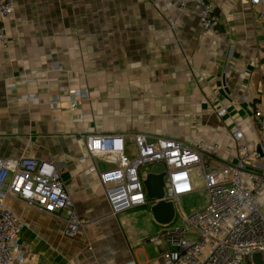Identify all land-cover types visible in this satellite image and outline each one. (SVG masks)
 I'll return each mask as SVG.
<instances>
[{"label":"crops","instance_id":"1","mask_svg":"<svg viewBox=\"0 0 264 264\" xmlns=\"http://www.w3.org/2000/svg\"><path fill=\"white\" fill-rule=\"evenodd\" d=\"M15 1L9 48L0 42V157L53 162L82 222L68 239L65 213L7 199L27 224L29 263L164 264L168 246L151 242L166 226L154 218V200L113 215L99 174L116 163L92 158L86 140L122 135L132 156L136 134L173 137L202 145L207 164L225 165L241 154L233 137L240 130L262 150L254 103L264 89V26L256 10L249 0H208L221 18L208 34L197 1Z\"/></svg>","mask_w":264,"mask_h":264},{"label":"built area","instance_id":"2","mask_svg":"<svg viewBox=\"0 0 264 264\" xmlns=\"http://www.w3.org/2000/svg\"><path fill=\"white\" fill-rule=\"evenodd\" d=\"M194 1L201 5L200 22L205 33H218L221 18L207 4L208 0H166V3L168 8H185ZM249 2L264 26V0ZM15 9V0H0V42L7 49L10 41L6 20ZM25 97L38 99L34 94ZM226 113L227 109H222L219 115ZM254 118L264 133V89L254 103ZM233 137L242 143L241 154L235 163L225 165L207 164L202 145L167 136L151 141L145 134H136L132 156L126 155L122 135H91L86 147L92 158L116 163L113 169L99 174L113 215L147 205L146 172L151 171L152 165L162 166L166 173L165 198L174 202L176 211L173 222L151 239L156 245L168 246L163 254L164 264H254V254H261L264 260V172L258 170L264 155L257 152L255 145L243 142L240 130ZM197 167L202 170L208 203L201 210L186 214L179 199L194 192L191 170ZM89 172H96V167ZM10 198L49 214L65 213V237L79 236L82 222L55 164L30 157H0V264H30L28 248L21 241L27 224L6 205Z\"/></svg>","mask_w":264,"mask_h":264},{"label":"water","instance_id":"3","mask_svg":"<svg viewBox=\"0 0 264 264\" xmlns=\"http://www.w3.org/2000/svg\"><path fill=\"white\" fill-rule=\"evenodd\" d=\"M257 152L261 156L264 155L261 148H258ZM165 176V172L162 174L149 173L144 180V186L148 198L155 202L152 208L154 218L162 225H169L173 222L176 211L174 202L165 198ZM252 260L254 264H264L263 256L259 253L254 254Z\"/></svg>","mask_w":264,"mask_h":264},{"label":"rangeland","instance_id":"4","mask_svg":"<svg viewBox=\"0 0 264 264\" xmlns=\"http://www.w3.org/2000/svg\"><path fill=\"white\" fill-rule=\"evenodd\" d=\"M161 170L162 167L158 164L151 166V172L159 173ZM191 174L193 176L194 192L179 199L180 207L186 214H191L192 212L201 210L208 203V192L205 187V180L202 172L199 168H195L191 170ZM262 211L264 214V208ZM248 264L253 263L248 262Z\"/></svg>","mask_w":264,"mask_h":264}]
</instances>
